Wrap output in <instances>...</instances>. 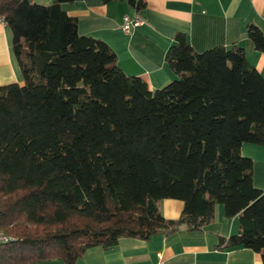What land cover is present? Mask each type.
Segmentation results:
<instances>
[{
	"label": "trees",
	"instance_id": "trees-1",
	"mask_svg": "<svg viewBox=\"0 0 264 264\" xmlns=\"http://www.w3.org/2000/svg\"><path fill=\"white\" fill-rule=\"evenodd\" d=\"M67 1L0 0L24 76L0 85V229L13 238L0 264H76L123 236L202 229L218 204L241 229L216 247L264 263V190L241 150L264 146V76L244 48L199 52L178 33L166 53L175 78L152 89L79 32ZM246 33L264 50L254 23ZM165 198L183 201L179 218L162 214Z\"/></svg>",
	"mask_w": 264,
	"mask_h": 264
},
{
	"label": "crops",
	"instance_id": "crops-1",
	"mask_svg": "<svg viewBox=\"0 0 264 264\" xmlns=\"http://www.w3.org/2000/svg\"><path fill=\"white\" fill-rule=\"evenodd\" d=\"M50 4L54 0H32ZM137 8L130 0H71L62 7L78 19L79 32L105 41L115 52L118 64L129 75L145 78L158 89L175 78L166 53L183 33L196 51L217 45L240 44L247 60L264 76V50L256 47L246 28L254 23L264 35V0H141ZM138 14L143 22L132 31L122 28L124 15ZM24 82L13 49V32L0 22V85ZM242 154L253 160L254 185L264 190V146L245 142ZM184 203L180 199L160 201L162 214L177 219ZM238 216L226 215L223 204L216 207L215 219L202 229L185 226L175 231L159 230L150 238L123 236L109 249L88 250L76 264H264L251 248L220 249L221 237L238 233ZM28 264H66L42 260Z\"/></svg>",
	"mask_w": 264,
	"mask_h": 264
},
{
	"label": "built area",
	"instance_id": "built-area-1",
	"mask_svg": "<svg viewBox=\"0 0 264 264\" xmlns=\"http://www.w3.org/2000/svg\"><path fill=\"white\" fill-rule=\"evenodd\" d=\"M0 22H5L3 17H0ZM143 22V19L138 15H124L122 28L126 32L132 31L136 26L140 25ZM12 236L6 234L3 230L0 229V242H9L12 241Z\"/></svg>",
	"mask_w": 264,
	"mask_h": 264
}]
</instances>
